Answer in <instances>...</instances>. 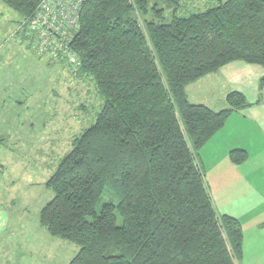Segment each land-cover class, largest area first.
<instances>
[{
	"label": "trees",
	"instance_id": "1",
	"mask_svg": "<svg viewBox=\"0 0 264 264\" xmlns=\"http://www.w3.org/2000/svg\"><path fill=\"white\" fill-rule=\"evenodd\" d=\"M0 2L20 26L39 0ZM178 2L81 4L71 43L77 77L103 102L46 180L52 197L38 215L51 236L78 248L67 264H238L242 257L240 223L215 211L198 152L251 104L233 90L226 108L212 110L191 103L185 87L231 62L264 71V0H214L186 17L177 15ZM228 157L240 165L247 152ZM105 192L116 202H101Z\"/></svg>",
	"mask_w": 264,
	"mask_h": 264
},
{
	"label": "rangeland",
	"instance_id": "2",
	"mask_svg": "<svg viewBox=\"0 0 264 264\" xmlns=\"http://www.w3.org/2000/svg\"><path fill=\"white\" fill-rule=\"evenodd\" d=\"M178 3L177 15L186 17L215 2ZM166 7L167 21L175 6ZM19 20L16 12L0 2V206H13L8 208L11 220L7 235L12 240L11 250L17 254L12 261L7 258L0 264H19L18 254H23L25 264H49L50 257L59 251H49L47 246L43 249L42 241L53 237L38 220L41 207L52 197L45 182L70 150L72 139L94 122L103 101L89 80L73 76L64 64L35 55L24 34L16 33ZM217 76L211 73L188 84L187 99L212 110L226 108L230 88L219 78L215 82ZM261 95L264 99V88ZM204 151L201 148L198 152L199 162ZM108 201L115 203L116 199L105 192L101 202ZM19 241L24 245L22 251L18 250ZM63 243L70 245L65 248L78 249ZM76 251L64 252V264Z\"/></svg>",
	"mask_w": 264,
	"mask_h": 264
},
{
	"label": "crops",
	"instance_id": "3",
	"mask_svg": "<svg viewBox=\"0 0 264 264\" xmlns=\"http://www.w3.org/2000/svg\"><path fill=\"white\" fill-rule=\"evenodd\" d=\"M263 72L260 66L236 61L214 73L218 75L215 82L219 78L229 85L230 91L241 92L251 106L229 116L202 147L205 151L200 160L215 211L240 223L243 240L238 264H264V99L258 89ZM232 149H243L247 159L240 165L232 164L228 157ZM8 208L0 206V263H6L7 258L12 261L17 255L11 250L12 240L7 235L11 220ZM58 240L48 236V242L42 241L43 249L47 246L49 251H59L50 257L49 264H64V252L76 251L73 247L65 248L70 245ZM21 247L24 245L19 241L18 250L22 251ZM18 255L19 264H25L23 254Z\"/></svg>",
	"mask_w": 264,
	"mask_h": 264
},
{
	"label": "built area",
	"instance_id": "4",
	"mask_svg": "<svg viewBox=\"0 0 264 264\" xmlns=\"http://www.w3.org/2000/svg\"><path fill=\"white\" fill-rule=\"evenodd\" d=\"M83 0H39L34 14L22 22L18 30L40 58L64 64L73 76L80 61L71 47L79 29V13Z\"/></svg>",
	"mask_w": 264,
	"mask_h": 264
}]
</instances>
